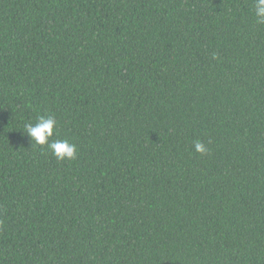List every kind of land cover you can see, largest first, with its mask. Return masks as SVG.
Wrapping results in <instances>:
<instances>
[{"label": "trees", "instance_id": "obj_1", "mask_svg": "<svg viewBox=\"0 0 264 264\" xmlns=\"http://www.w3.org/2000/svg\"><path fill=\"white\" fill-rule=\"evenodd\" d=\"M254 3L0 0V264H264Z\"/></svg>", "mask_w": 264, "mask_h": 264}, {"label": "clouds", "instance_id": "obj_2", "mask_svg": "<svg viewBox=\"0 0 264 264\" xmlns=\"http://www.w3.org/2000/svg\"><path fill=\"white\" fill-rule=\"evenodd\" d=\"M254 15L258 23H264V0H255ZM57 121L52 116L40 115L34 123L24 126L23 134L29 139L30 144L47 146L56 159L60 161L74 160L77 147L68 140H52ZM198 153H206L207 149L202 142L197 141L194 145Z\"/></svg>", "mask_w": 264, "mask_h": 264}]
</instances>
